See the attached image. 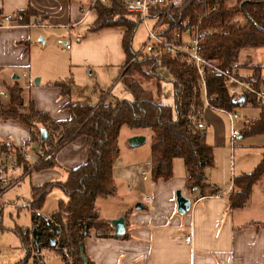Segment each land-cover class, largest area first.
Here are the masks:
<instances>
[{
  "label": "crops",
  "instance_id": "0c3cea01",
  "mask_svg": "<svg viewBox=\"0 0 264 264\" xmlns=\"http://www.w3.org/2000/svg\"><path fill=\"white\" fill-rule=\"evenodd\" d=\"M86 1L89 3V0H0L3 18L0 25V91L6 93V97L0 96V105L9 102L7 88L17 86L23 100L21 109L32 103L36 112L44 114L53 124H59L71 118L66 107L68 103L86 102L96 107L102 100L107 101L104 89H110L107 94L115 89L126 62L124 28L90 31L97 13L94 7L89 8ZM111 4L114 3L104 6ZM27 8L36 13L27 25L6 21L15 12ZM81 8L86 10L85 14ZM59 38L62 41L68 39L71 45L61 47ZM253 65L259 66L256 63ZM250 66L240 68L247 72L240 74L249 76L252 73ZM100 70L107 71V80L97 77ZM259 76L264 83V63L260 65ZM60 82L68 85L67 94H63L56 85ZM162 83L158 87V97L163 92ZM124 87L113 97L132 99L131 93ZM88 92L98 94L95 103H90ZM170 99L160 104L173 103L172 85ZM239 105L246 106L243 111L247 114L241 119L234 110L237 117L232 124L239 131L237 140L243 139L241 131L245 123L258 115L257 108ZM211 111L203 110L202 120L206 131L209 128L212 131V144L229 148L222 122ZM37 128L40 140L47 142L31 141L25 126L0 116V149L28 150L30 161L24 162L19 158L20 165L13 175L21 177L15 186L27 180L29 194L23 197L22 207L30 215L31 187L64 182L67 171L82 165L87 158L84 137L64 139L66 128L62 126L53 128L37 124ZM131 130L129 138L143 136L144 130ZM248 137L257 139L252 140V147L261 149V159L264 134ZM142 144L131 147L127 143L120 147L117 136V158L112 167L115 192L108 198H99L103 201L99 204L102 206L97 205L99 218L106 221L105 229L99 232L106 236L100 237L94 230L89 231L82 243L86 264H264V219L248 216V212H244L246 204L240 208H229L227 199L233 191L235 176H230L224 186L211 178L207 173L214 168V155L213 166L204 170L202 185L187 189L186 166L178 158L172 161L170 179L152 181L149 147L142 148ZM48 159H52L54 167L39 168L41 162ZM53 189L58 188L53 186L46 196ZM176 190L190 201V208L184 214L176 212ZM3 198H0V216ZM137 204L143 208H135ZM120 217L124 220V232L117 236L110 222ZM30 227L34 228L31 216L26 228L15 229L26 231ZM188 235L192 238L190 244L184 241ZM20 252L23 256L21 247Z\"/></svg>",
  "mask_w": 264,
  "mask_h": 264
},
{
  "label": "trees",
  "instance_id": "16d2710c",
  "mask_svg": "<svg viewBox=\"0 0 264 264\" xmlns=\"http://www.w3.org/2000/svg\"><path fill=\"white\" fill-rule=\"evenodd\" d=\"M94 9L97 18L90 31L124 28L126 62L120 80L129 73L131 66L139 69L146 66L148 75H154L157 68H163L171 78L173 103H156L150 91L142 89L135 82L125 81L132 99L113 97L110 101L102 100L96 107L86 102L68 103L66 107L70 110L71 118L67 122L53 124L44 114L36 112L32 103L21 109L23 100L19 87L7 88L9 102L0 105V116L25 126L31 141H48L40 140L38 135L37 124H43L53 128L62 126L66 128L64 139L82 136L87 146L85 162L67 171L64 182L31 187L28 208L36 235L33 238L32 232L29 237L22 229L14 230L23 252V256L14 264H43L39 253L44 248L62 255L67 264H81L83 260L86 261L82 243L89 231L94 230L100 237L106 236L99 232L105 229L106 223L99 218L95 201L108 198L115 192L112 167L117 158V136L122 126L150 131L152 181L170 179L172 161L178 158L183 160L188 174L185 187L191 189L202 185L205 168L213 166L212 146L205 140L206 128L196 127V122L202 119V108L200 86L194 70L169 55L141 54L130 62L134 56L130 50V39L139 24L137 17L115 4L104 6L97 3ZM35 15L32 9L27 8L15 12L9 21L27 25ZM199 19L200 28L206 31L200 44L201 55L218 68L238 67L240 51L264 47V0H179L164 17V35L168 38L174 30L181 29L184 22L196 23ZM2 21L0 13V25ZM247 62L250 63V59ZM252 68L253 72L245 78L252 80L255 87H261V84L264 87L259 76L260 66L254 65ZM156 83L158 91L159 81ZM56 85L63 94L69 92L66 83ZM205 85L212 106L228 111L242 107L232 102L221 77L207 76ZM254 102L248 98L245 104L255 107ZM244 126L241 131L243 137L264 134V106L258 109L257 117L248 120ZM47 167H54L52 159L39 165V168ZM263 178L264 153L251 172L234 177L233 191L227 199L229 208L243 207L249 200L252 187ZM53 186L60 189L64 199L59 201L56 211L44 216L39 210ZM51 239L54 240L53 246H50Z\"/></svg>",
  "mask_w": 264,
  "mask_h": 264
},
{
  "label": "rangeland",
  "instance_id": "374dc122",
  "mask_svg": "<svg viewBox=\"0 0 264 264\" xmlns=\"http://www.w3.org/2000/svg\"><path fill=\"white\" fill-rule=\"evenodd\" d=\"M85 3L88 4L87 1ZM148 24L150 25L151 22H148ZM146 37H147L146 28L141 22H139L130 39V50L136 53L139 50V47L146 40ZM60 42H64V44ZM59 45L64 48L66 45H71V42H69L68 39L62 41V39L59 38ZM249 59L251 61L250 63L247 62ZM131 61L132 58L130 59V62ZM255 63L259 66L262 63H264V47L257 49H244L240 51L237 60V64H240V66L237 67L239 70L240 68H246L249 66V64H251L250 69L251 72H253L254 69L252 68V66H254L253 64ZM148 72L149 69L146 66H143L141 69L134 68L133 66H131L129 73L126 74L123 79L118 80L119 83L117 84L115 89L111 91V93L107 94L110 89L108 91L104 89L105 92L104 96H107L106 100L107 101L112 100L111 97H113L116 93H118L120 88L124 89L125 81H132L135 82L137 85H139L142 89L150 91L153 97V101H155L156 103H166L167 100L171 101L170 99L171 85L169 83L171 78L168 75V73L163 68H157L155 70L154 75H148ZM238 72L247 73L241 70ZM98 73L99 75L97 77L99 79L101 80L108 79L107 71L100 70L98 71ZM94 77L95 76H91V78ZM157 81H159V84L163 82L162 83L163 92L160 97L156 95L158 93V91L156 90ZM125 90H127V92H129L130 94V91L128 89ZM96 93H98V91ZM91 94H92L91 92H88L87 94V96L90 95L89 101L90 103H95L96 102L95 98L98 97V94L96 95L95 93L92 95ZM244 107L246 106L238 107L237 109H235V112L238 114V116H240L241 119H243L245 114H247V112L245 113L243 111V109H245ZM253 110L255 109L253 108ZM211 112H213L217 116V118L222 122V125L226 131V135H228L229 124L226 116L219 111H211ZM252 112L256 113L255 111ZM235 126L237 127L236 122H235ZM131 131L132 130L126 126H122L120 128L118 133V145L120 147L125 146L127 144V140L129 138L128 135L131 133ZM142 133L144 137V144H142L140 147L148 148L150 144V131L148 129H145ZM211 135H212V131L209 128L206 131L205 140L210 146L214 147L213 155H214L215 165L214 168L208 171L207 174L208 175L210 174L211 178H213L219 185L222 186L226 185L230 176L234 175L236 177L241 173H249L256 167L260 159L261 149L258 148L254 149L252 147L253 145L252 140H257V139H251L248 136H244L243 139L241 140L236 139L233 148L229 150L227 146L212 144ZM57 143H61V142L58 141ZM26 181L27 180L21 182L18 186L13 187L11 190H8L3 195L4 198L2 201L4 202V206L1 210V216H0L1 218L0 264H14L22 257L18 239L14 235L12 230L15 229L16 227L26 228L30 221V216H31L30 213L27 211V209L22 207L23 204L22 201L24 199L23 197H28L29 194ZM61 199H64L62 192L59 189H53L44 198L39 213L44 216L50 215L51 213H53L58 209V203ZM262 199H264V178L253 187L250 198L244 207V212H248L247 214L248 216L256 218L257 220L264 219V202L262 201ZM100 200L102 199H97L95 201L96 208L97 205L100 204V202H103ZM99 206H102V204ZM97 211L99 213L98 208ZM32 229L34 228L30 227L26 230V233L28 234L29 237H31ZM39 256L42 259L43 264L68 263L62 257V255L57 254L54 250H49L44 248L40 251ZM84 261H82L81 264H84Z\"/></svg>",
  "mask_w": 264,
  "mask_h": 264
},
{
  "label": "built area",
  "instance_id": "2783aa9c",
  "mask_svg": "<svg viewBox=\"0 0 264 264\" xmlns=\"http://www.w3.org/2000/svg\"><path fill=\"white\" fill-rule=\"evenodd\" d=\"M110 2L136 16L138 21L146 28V40L139 47V50L134 53L132 61L141 54L169 55L194 70L200 86L202 111H219L226 115L229 120L227 139L229 148L232 149L237 136H239V131L232 124L237 114L234 111L216 108L211 105L206 93L205 78L213 75L221 77L233 103L245 104L248 98H252L257 109L264 106V87H255L252 80L245 78L238 72L237 67L229 66L221 69L201 55L200 44L206 36V31L200 28V19L196 23L184 22L182 28L174 30L168 38L164 35V17L172 7L178 4L179 0H89L88 5L89 8H92L97 3L107 5ZM154 11L155 13H153ZM81 12L85 14L86 10L81 8ZM9 19L10 17H7L6 21H9ZM148 22H151V24L149 25ZM0 96L6 97V93L0 91ZM241 98L242 101L240 102ZM196 127L199 129L204 127L202 119L196 122ZM19 158L24 162L30 161L26 148L0 149V198L21 179L20 176L13 175L20 165ZM214 196H217V194ZM146 200H149V197H146ZM191 239V236L188 235L184 241L190 244Z\"/></svg>",
  "mask_w": 264,
  "mask_h": 264
},
{
  "label": "water",
  "instance_id": "95a60500",
  "mask_svg": "<svg viewBox=\"0 0 264 264\" xmlns=\"http://www.w3.org/2000/svg\"><path fill=\"white\" fill-rule=\"evenodd\" d=\"M242 101V98L240 99V102ZM144 142V137L143 136H132L128 138L127 143L129 146L134 147L136 145H140ZM175 203H176V212L178 214H184L187 212L190 208V201L189 199L185 198L184 196L181 195V192L179 190H176L175 192ZM137 209L143 208L141 204H137L135 206ZM111 226L113 227V233L117 236H120L124 232V220L123 218H118L114 219L110 222ZM36 231L35 229L32 230V236L35 238ZM54 245V240H50V246ZM84 261V260H83ZM84 264L86 262L84 261Z\"/></svg>",
  "mask_w": 264,
  "mask_h": 264
}]
</instances>
